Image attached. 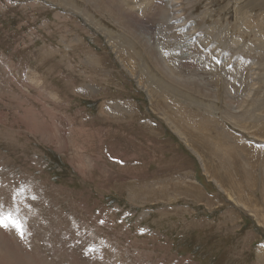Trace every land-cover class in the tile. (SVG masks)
I'll return each instance as SVG.
<instances>
[{
  "label": "rangeland",
  "instance_id": "obj_1",
  "mask_svg": "<svg viewBox=\"0 0 264 264\" xmlns=\"http://www.w3.org/2000/svg\"><path fill=\"white\" fill-rule=\"evenodd\" d=\"M0 95V264H264V0H0Z\"/></svg>",
  "mask_w": 264,
  "mask_h": 264
},
{
  "label": "bare ground",
  "instance_id": "obj_2",
  "mask_svg": "<svg viewBox=\"0 0 264 264\" xmlns=\"http://www.w3.org/2000/svg\"><path fill=\"white\" fill-rule=\"evenodd\" d=\"M54 2V1H53ZM116 2V1H115ZM123 2V1H122ZM128 2V1H127ZM133 2V1H132ZM129 3V2H128ZM181 3V2H180ZM133 4V3H132ZM141 4H143V3H141ZM140 4V5H141ZM150 4V3H149ZM148 4V5H149ZM124 6H126V5H124ZM132 6V5H131ZM120 7V6H119ZM141 7V6H140ZM117 8H118V6H117ZM121 8V7H120ZM124 8V7H123ZM223 9V8H222ZM150 10V9H149ZM184 10V9H183ZM126 11V10H125ZM129 11H131L132 12V10L130 9ZM210 13V12H209ZM243 22V21H242ZM164 23V22H163ZM161 24V23H160ZM163 25V24H162ZM151 29V28H150ZM147 31V30H146ZM148 31H149V29H148ZM241 31V30H240ZM149 32H151V31H149ZM154 32V31H153ZM218 37V36H217ZM161 41V40H160ZM170 41V40H169ZM217 41V40H216ZM134 42V41H133ZM178 43V42H177ZM228 43V42H227ZM222 45V44H221ZM167 47V46H166ZM147 52V51H146ZM153 53V55L152 56H154V52H152ZM158 53V52H157ZM156 53V54H157ZM165 53V52H164ZM151 56V55H150ZM228 57V56H227ZM239 60V59H238ZM153 61V60H152ZM154 61H156V63L158 64L159 63V66H161L160 68L163 70V71H165V72H167L166 73V75H169V74H172V72H171V70H169V69H166V67H165V65H164V63H162L158 58H155V60ZM140 67V66H139ZM168 68V67H167ZM131 72H133V70L131 71ZM32 76V75H31ZM92 76V75H91ZM261 77V76H260ZM29 79V78H28ZM253 79V78H252ZM30 81V80H29ZM151 82L153 83L151 86L152 87H154L155 88V90L157 91V93H161V95H163V94H165V93H167V94H172V95H175V93L176 92H174L171 88H169V87H167V86H165V84H164V86L165 87H167L166 89H170V90H167V91H164V90H166L165 89V87L164 88H156L155 86H157V87H161V85H158V83L157 82H155L154 80H151ZM262 82H263V80H262ZM33 84V83H32ZM37 84V83H36ZM30 88V87H29ZM95 88V87H94ZM34 89V88H33ZM108 89V88H107ZM38 90V89H37ZM95 91V90H94ZM1 96V95H0ZM170 96V95H169ZM254 96V95H253ZM183 97H185V95L183 94ZM173 98V97H172ZM171 97H169V99H171V100H173ZM170 101V100H169ZM31 102V101H30ZM184 102V101H183ZM21 103V102H20ZM169 103V102H168ZM19 104V103H18ZM224 105V104H223ZM169 106V105H168ZM22 107V106H21ZM216 107V106H215ZM232 108V107H231ZM165 109V108H164ZM170 109H172L171 107H170ZM33 110V109H32ZM229 110V109H228ZM172 111V110H171ZM177 111V110H176ZM182 112H183V110H182ZM252 112V111H251ZM166 113V112H165ZM209 113V112H208ZM246 113V112H245ZM45 114V113H44ZM167 114V113H166ZM253 114V113H252ZM180 115V114H179ZM193 115H194V113H193ZM247 115H248V113H247ZM33 116V115H32ZM175 116V115H174ZM243 116V115H242ZM254 116V115H253ZM34 117V116H33ZM44 117V116H43ZM229 117H227V119H228ZM181 119V118H180ZM179 120V119H178ZM182 120H184V122L185 123H189L188 121H186L184 118L182 119ZM262 120V119H261ZM207 121V120H206ZM37 122V121H36ZM205 122V121H204ZM170 123V122H169ZM179 123V122H178ZM185 123H183V122H181V124H183V125H181L180 124V126H179V128L177 127V126H175V129H176V131L179 133V134H182L185 138H186V134H185V132H184V127H185ZM198 123V122H197ZM173 124H174V122H173ZM48 125V124H47ZM206 125V124H205ZM198 126V125H197ZM235 126H237V124L235 123ZM252 126V125H251ZM48 127H50V126H48ZM53 127V126H52ZM188 127V126H187ZM189 127H191V125L189 126ZM201 127V126H200ZM205 127V126H204ZM194 128H197V127H194ZM56 129V128H55ZM174 129V128H173ZM205 129V128H204ZM194 130V129H193ZM198 130V129H197ZM203 130V129H202ZM206 130V129H205ZM188 131V130H187ZM199 131V130H198ZM49 133H51V132H49ZM57 133V132H56ZM202 133V132H201ZM207 133V132H206ZM195 135V134H194ZM203 135V134H202ZM190 138V137H189ZM206 140V139H205ZM210 140H212V138L210 139ZM207 141V140H206ZM211 145H212V143H210ZM227 145V144H226ZM246 145V144H245ZM222 146V145H221ZM216 147V146H215ZM228 147V146H227ZM231 147V146H230ZM210 149V148H209ZM216 150H218V148L216 149ZM222 150V149H221ZM220 151V150H219ZM219 151H217L218 153H219ZM213 152V151H212ZM221 152V151H220ZM221 154V153H220ZM224 156V155H223ZM230 156V155H229ZM259 157H261V156H259ZM229 158V157H228ZM231 158V157H230ZM219 159V158H218ZM263 163V162H262ZM249 166V165H248ZM219 168V167H218ZM264 168V167H263ZM220 171V170H219ZM261 172V171H260ZM211 184V183H210ZM259 184V183H258ZM153 185V184H152ZM248 185V184H247ZM217 189V188H216ZM256 193V192H255ZM230 196V195H229ZM231 197V196H230ZM47 198H48V196H47ZM252 207H255V206H252ZM256 209V208H255ZM225 224V223H224ZM262 226V225H261ZM14 239V238H13ZM15 246V245H14ZM257 248V247H256ZM242 249V248H241ZM246 257V256H245ZM244 257V258H245Z\"/></svg>",
  "mask_w": 264,
  "mask_h": 264
},
{
  "label": "snow or ice",
  "instance_id": "obj_3",
  "mask_svg": "<svg viewBox=\"0 0 264 264\" xmlns=\"http://www.w3.org/2000/svg\"><path fill=\"white\" fill-rule=\"evenodd\" d=\"M0 227H3L5 229H8L10 227L14 228L17 231H20L21 235H23L22 225L17 222L12 213H5L3 211H0Z\"/></svg>",
  "mask_w": 264,
  "mask_h": 264
}]
</instances>
